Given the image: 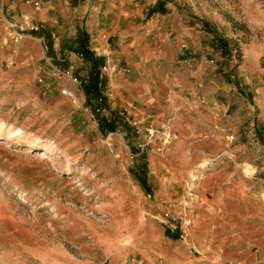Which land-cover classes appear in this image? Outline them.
I'll use <instances>...</instances> for the list:
<instances>
[{"label": "rangeland", "instance_id": "rangeland-1", "mask_svg": "<svg viewBox=\"0 0 264 264\" xmlns=\"http://www.w3.org/2000/svg\"><path fill=\"white\" fill-rule=\"evenodd\" d=\"M82 1L0 0V264H264V0H132L188 40L194 87L176 105L155 59L96 53L94 98L73 34L43 29L27 54L2 22Z\"/></svg>", "mask_w": 264, "mask_h": 264}, {"label": "crops", "instance_id": "crops-1", "mask_svg": "<svg viewBox=\"0 0 264 264\" xmlns=\"http://www.w3.org/2000/svg\"><path fill=\"white\" fill-rule=\"evenodd\" d=\"M34 1L37 5L36 8H41L42 0ZM132 4V0H83L72 10L69 9L66 17L61 20L50 17L36 20L37 22L40 20L46 22L47 27L42 33L45 31L49 35L52 33L51 38L53 35L56 37L57 33H71L74 38H77L79 44L81 33L87 32L90 35V49L101 56H108L106 60L108 59L112 65L119 60L115 55H121V58L129 63H133L130 56L136 53L141 54L142 60L150 58L153 61L155 59L158 78L162 79V83L174 87L171 90L169 102L173 101L176 105L178 104L177 99H179L176 97V93H183L184 96V93H189L194 87L191 71L183 65L178 66V60L182 54L181 46L188 40L179 38L183 33L178 31V18L171 12L155 13L150 19L143 21L136 9L127 11ZM109 6L113 7L109 8ZM106 9L109 11L105 12ZM2 22L5 27V13ZM169 33L175 34L170 38L167 35ZM153 37H155V41L150 43L148 40ZM21 42L15 43L19 44L16 49L27 54L36 53L42 46L41 42L35 40L27 39L23 43ZM56 45L55 41L54 47ZM152 46H154V50L151 54ZM26 74L30 77L35 73L27 72ZM183 102L190 103L193 107L198 104L197 100L192 101L188 96L184 98ZM261 197L264 199V192ZM230 252L231 250H229V254ZM220 262H223L221 258ZM209 263L214 264L213 262Z\"/></svg>", "mask_w": 264, "mask_h": 264}, {"label": "trees", "instance_id": "trees-1", "mask_svg": "<svg viewBox=\"0 0 264 264\" xmlns=\"http://www.w3.org/2000/svg\"><path fill=\"white\" fill-rule=\"evenodd\" d=\"M49 43H51L49 41ZM51 50L52 44H49ZM79 53H81L83 56L87 57L88 59L93 60L94 62V69L91 73V79L89 84L85 85V91L89 96H93L94 98L102 97V89H101V67L104 65V58L101 56H97L96 53L90 49L89 46V35L88 33H81L80 35V43L76 48ZM91 98V97H90ZM105 100V99H104ZM100 124L102 125V129L104 131H115L116 125L115 123L108 122L105 119L101 120ZM142 183L144 184V179H141Z\"/></svg>", "mask_w": 264, "mask_h": 264}, {"label": "built area", "instance_id": "built-area-1", "mask_svg": "<svg viewBox=\"0 0 264 264\" xmlns=\"http://www.w3.org/2000/svg\"><path fill=\"white\" fill-rule=\"evenodd\" d=\"M24 20L27 24V27L20 25V22L15 16H5L6 33L12 39V41L19 43L27 37L37 38L39 41H43L42 36H37V33H40V31L44 29V23L41 21L35 22L34 20L30 19L28 15H25ZM65 94L76 100V96L72 91L66 90Z\"/></svg>", "mask_w": 264, "mask_h": 264}, {"label": "bare ground", "instance_id": "bare-ground-1", "mask_svg": "<svg viewBox=\"0 0 264 264\" xmlns=\"http://www.w3.org/2000/svg\"><path fill=\"white\" fill-rule=\"evenodd\" d=\"M76 98H77V97H76ZM76 98H75V99H76ZM2 122H3V121H2ZM2 122L0 123V129L2 128V126H3V124H4V123H2ZM247 172H249L248 169H247ZM1 214H2V209H0V215H1ZM177 259L179 260L180 258H177ZM180 260H181V259H180ZM187 263L190 264L189 262H187Z\"/></svg>", "mask_w": 264, "mask_h": 264}]
</instances>
